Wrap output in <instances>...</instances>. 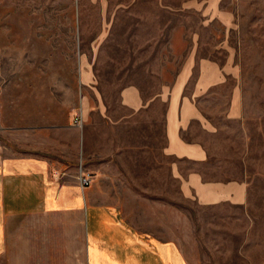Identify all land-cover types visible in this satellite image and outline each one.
<instances>
[{
	"label": "crops",
	"instance_id": "obj_1",
	"mask_svg": "<svg viewBox=\"0 0 264 264\" xmlns=\"http://www.w3.org/2000/svg\"><path fill=\"white\" fill-rule=\"evenodd\" d=\"M198 8L201 31L183 35V59L169 83L146 95L125 86L112 102L90 88L80 98L79 142L73 126H51L44 156L6 153L0 143V264H188L177 241L160 236L167 199L244 209V175L213 162L223 151L217 120H242L239 69L224 38L207 42L208 27L225 19ZM219 48L222 62L212 54ZM225 86L226 111L208 112L213 92ZM78 167L93 176L89 187L80 189Z\"/></svg>",
	"mask_w": 264,
	"mask_h": 264
},
{
	"label": "rangeland",
	"instance_id": "obj_2",
	"mask_svg": "<svg viewBox=\"0 0 264 264\" xmlns=\"http://www.w3.org/2000/svg\"><path fill=\"white\" fill-rule=\"evenodd\" d=\"M203 5L226 20L208 27L207 42L224 38L231 47L241 98L240 124L217 120L223 151L213 162L244 175L247 203L206 208L167 199L160 236L175 239L188 264H264V0H0V143L6 153L44 156L51 126H73L79 142L80 98L90 88L112 102L125 86L146 95L169 83L183 35L201 31ZM212 51L224 60L223 49ZM228 91L216 89L207 111L225 112ZM63 133L71 151L72 134Z\"/></svg>",
	"mask_w": 264,
	"mask_h": 264
},
{
	"label": "built area",
	"instance_id": "obj_3",
	"mask_svg": "<svg viewBox=\"0 0 264 264\" xmlns=\"http://www.w3.org/2000/svg\"><path fill=\"white\" fill-rule=\"evenodd\" d=\"M81 125V121L78 123ZM58 173L55 172V175H57ZM76 180L80 186V189H84L86 187H89L92 183V178L87 174V173H83L81 172V170H79V174L76 175Z\"/></svg>",
	"mask_w": 264,
	"mask_h": 264
}]
</instances>
